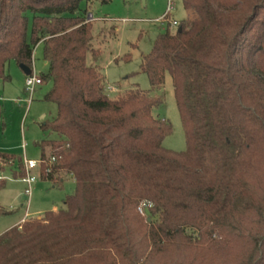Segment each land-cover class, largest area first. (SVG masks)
Returning <instances> with one entry per match:
<instances>
[{
  "label": "trees",
  "instance_id": "16d2710c",
  "mask_svg": "<svg viewBox=\"0 0 264 264\" xmlns=\"http://www.w3.org/2000/svg\"><path fill=\"white\" fill-rule=\"evenodd\" d=\"M84 1L0 0V80L12 60L32 74L39 43L49 67L41 128L59 137L39 143L55 157L40 178L75 181L64 208L0 235V264H264V0H183L188 18L144 56L152 89L172 77L182 152L163 146L160 97L105 92Z\"/></svg>",
  "mask_w": 264,
  "mask_h": 264
},
{
  "label": "rangeland",
  "instance_id": "374dc122",
  "mask_svg": "<svg viewBox=\"0 0 264 264\" xmlns=\"http://www.w3.org/2000/svg\"><path fill=\"white\" fill-rule=\"evenodd\" d=\"M169 7L167 19H162ZM80 8L95 17L91 21L94 52H89L87 64L97 67L104 75L105 92L110 98H116L125 90L138 87L160 97L162 103L155 106L152 113L171 125V133L164 138L163 146L177 152L185 151V130L172 77L166 74L164 85L152 89L148 75L142 70L143 58L153 50L157 37L177 30L176 26L170 27L168 21L181 23L188 18L183 0H172L171 3L169 0H89L82 2ZM33 60V74L43 78L49 67L41 43L34 49ZM7 74L11 77L9 81L0 80V94L3 96L0 100V153L12 155L13 160L0 154L3 158L0 160L3 163L0 164V174L5 177L0 180V235L14 227L26 212L29 213L26 219L35 220L45 218L46 212L52 211L54 206L58 208L53 211L64 208V200L75 191V181L63 174L65 180L57 185L38 176L30 200L25 195L26 184L19 176L20 163L25 158L40 160L42 150L39 143L59 137L41 128L43 123L56 117L57 106L45 100L52 87L51 80H43V84L36 87L29 103L25 91L27 75L14 60L8 63ZM3 85L8 87L6 92ZM50 154L49 148L47 157ZM33 173L38 175L39 171Z\"/></svg>",
  "mask_w": 264,
  "mask_h": 264
},
{
  "label": "built area",
  "instance_id": "2783aa9c",
  "mask_svg": "<svg viewBox=\"0 0 264 264\" xmlns=\"http://www.w3.org/2000/svg\"><path fill=\"white\" fill-rule=\"evenodd\" d=\"M172 0H169V3H171ZM170 10V7L168 8L166 14L162 17V19H167L168 17V12ZM87 21H93L95 19L94 15L89 12L86 16ZM168 23L170 25L179 26V22L176 20H170L168 21ZM43 84V79L42 77H37L36 75H34L33 73L30 75L26 76V80H25V91L26 93L29 95L28 102L31 103L32 101V96L33 93L36 89V87L38 85ZM1 95H0V99H1ZM3 160L2 157H0V160ZM53 161H55V157H52L49 161H46L45 159L41 158L40 160H29V159H24L23 164H24V168H25V176L21 177L22 182H24L26 184V187L24 189V193L25 195L29 198H31L32 193H33V188H34V184L36 183V181L38 180V176H40V170L42 168V166L44 165V163H52ZM1 165H3L2 162H0ZM34 170H38L39 174H34L33 171ZM5 179L4 176H2L0 174V180ZM153 206V204L150 201H143L141 202V204L138 206V210L141 214L145 215L146 212L148 211L149 208H151Z\"/></svg>",
  "mask_w": 264,
  "mask_h": 264
},
{
  "label": "crops",
  "instance_id": "0c3cea01",
  "mask_svg": "<svg viewBox=\"0 0 264 264\" xmlns=\"http://www.w3.org/2000/svg\"><path fill=\"white\" fill-rule=\"evenodd\" d=\"M169 26L171 27L172 25L169 24ZM2 87H3V91L6 92V90H7L8 87H7L6 85H5V86L3 85ZM0 95H1V94H0ZM1 97H3V96L1 95ZM3 99H4V98H3ZM0 100H2V98H1ZM57 208H58L57 206H54V207L52 208V211H53V210H56ZM27 215H29L28 212H26L25 215H24V216H23L18 222L15 223V224H16L15 226L21 224V222L24 221V220L28 217Z\"/></svg>",
  "mask_w": 264,
  "mask_h": 264
},
{
  "label": "water",
  "instance_id": "95a60500",
  "mask_svg": "<svg viewBox=\"0 0 264 264\" xmlns=\"http://www.w3.org/2000/svg\"><path fill=\"white\" fill-rule=\"evenodd\" d=\"M19 66H20V68L23 70V72L26 75H30L31 74L32 70L28 66H26L24 64H20Z\"/></svg>",
  "mask_w": 264,
  "mask_h": 264
}]
</instances>
